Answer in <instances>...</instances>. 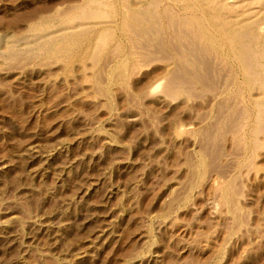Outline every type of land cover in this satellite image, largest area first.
Returning a JSON list of instances; mask_svg holds the SVG:
<instances>
[{"label": "rangeland", "instance_id": "1", "mask_svg": "<svg viewBox=\"0 0 264 264\" xmlns=\"http://www.w3.org/2000/svg\"><path fill=\"white\" fill-rule=\"evenodd\" d=\"M263 79L264 0H0V264H264Z\"/></svg>", "mask_w": 264, "mask_h": 264}, {"label": "bare ground", "instance_id": "2", "mask_svg": "<svg viewBox=\"0 0 264 264\" xmlns=\"http://www.w3.org/2000/svg\"><path fill=\"white\" fill-rule=\"evenodd\" d=\"M153 2L154 3H156V0H153ZM184 2V1H183ZM219 2V1H218ZM154 6V5H153ZM212 6H214V5H212ZM103 8V7H102ZM213 8H216V6L215 7H213ZM98 9V8H97ZM193 9V8H192ZM96 12V11H95ZM186 12V11H185ZM200 13V12H199ZM99 15V14H98ZM201 15H202V13H201ZM203 17V16H202ZM144 20H146V19H144ZM214 21V20H213ZM175 23V22H174ZM189 24L190 25H192V26H195V28L197 29V36L198 37H200V38H202V39H204V40H206L208 43L209 42H211L212 44H214L215 46H220L221 44H219L218 43V39L216 40L215 39V37H214V35L213 34H211L210 32H209V23L207 22V20H205V19H200V18H195V17H193V18H191L190 19V21H189ZM171 26H174L172 23H171V25H170V27ZM175 27H176V24H175ZM174 27V28H175ZM173 28V29H174ZM175 31V30H174ZM182 31V30H181ZM132 32V31H131ZM157 32H158V30H157ZM152 33V32H151ZM174 34H175V32H173ZM182 33H184V32H182ZM106 34V33H105ZM160 34V33H159ZM107 35V34H106ZM155 35V34H154ZM161 35V34H160ZM186 36H187V34H185ZM105 36V35H104ZM237 36L240 38V42H241V44L239 45V44H235L234 43V40H232V39H227L228 40V43L230 44V46L231 47H233L234 49H235V51H236V55H237V59H238V61H239V63L243 66V68L245 69V71H246V73L247 74H250V67H249V65H250V63H251V61H253L254 59H253V57L247 52V50H246V44H247V42H249V37L243 32V31H239L238 32V34H237ZM108 37V36H107ZM220 37V36H219ZM191 38V37H190ZM108 39V38H107ZM161 39V38H160ZM254 39V38H253ZM148 40H150V39H148ZM147 40V41H148ZM178 40V39H177ZM180 41V40H179ZM157 42V41H156ZM153 44V43H152ZM157 45V46H156ZM158 45H161V43L159 42V39H158V44L156 43L155 44V46H156V49H158V50H160L161 48H160V46H158ZM172 45V44H171ZM236 45H238V46H236ZM183 46V45H182ZM223 46V45H222ZM263 46V45H262ZM153 47H154V45H153ZM163 47V46H162ZM174 47H176V46H174ZM53 49H54V47H52ZM102 48V47H101ZM154 49H155V47H154ZM155 49V50H156ZM174 49V51H175V48H173ZM97 50V49H96ZM100 50V49H99ZM58 51V50H57ZM157 51V50H156ZM161 51V50H160ZM160 51H157V52H159L160 53ZM177 51H179V49L177 50ZM100 52V51H99ZM164 52V51H163ZM162 52V53H163ZM209 53H210V51H208ZM179 53V52H178ZM11 54H13V53H11ZM97 54V53H96ZM189 54H190V51H189ZM193 56V55H192ZM197 57V56H196ZM196 57H194V58H196ZM202 57V56H201ZM179 58V57H178ZM98 61V60H97ZM195 61H197L196 59H195ZM208 61V60H207ZM209 63V62H208ZM208 63H206V65H208ZM199 64H200V61H199ZM237 64V63H236ZM97 65V64H96ZM205 65V66H206ZM200 66V65H199ZM205 66H202V67H204V70H205ZM238 66V65H237ZM238 69V68H237ZM203 70V69H202ZM184 71H185V69H184ZM210 72V71H209ZM174 74V73H173ZM170 75V77H172L171 79L169 78V80H168V82L165 84L166 85V87H167V89L164 87V89H166L165 91H170V89L173 87H175V84H183V82H181L182 81V79H181V77L180 76H175L176 74H174V75ZM207 74V73H206ZM211 75V74H210ZM197 76H199V75H197ZM200 78V77H199ZM202 78V77H201ZM256 79V78H255ZM186 80V79H185ZM197 80V79H196ZM253 80V79H252ZM264 80V79H263ZM201 82H202V84L203 85H206V87H207V85L209 84V79H202L201 80ZM212 83V82H211ZM253 83V82H252ZM255 83V82H254ZM260 83H263V82H260ZM211 85V84H210ZM250 85V84H249ZM252 85V84H251ZM261 86V85H260ZM252 87H253V85H252ZM258 87V86H257ZM171 89V92L172 91H174L175 90V88L174 89ZM263 88V87H262ZM187 89V88H186ZM186 89H184V90H186ZM262 90V89H261ZM167 91V92H168ZM186 91H188V89L186 90ZM190 91V90H189ZM185 92V91H184ZM186 93V92H185ZM257 112V111H256ZM254 113V112H253ZM264 113H258L257 115H256V129H255V135L256 134H263V133H259L260 132V130H262L261 128H260V124H263V123H261V120H262V118H263V115ZM235 117V116H234ZM232 118V117H231ZM236 120V119H235ZM255 120V119H254ZM229 122V121H228ZM230 123V122H229ZM231 124V123H230ZM226 126H228V125H225V130H227V128H226ZM232 126V125H231ZM264 127V126H263ZM213 129V128H212ZM210 130V129H209ZM224 130V131H225ZM234 130V129H233ZM214 131V130H213ZM213 131H211V132H213ZM203 132V131H202ZM206 132V131H205ZM225 132H228V131H225ZM229 133V132H228ZM204 134V133H203ZM203 134H202V136H203ZM213 134V133H212ZM235 135V134H234ZM210 136V135H209ZM212 137V136H211ZM210 137V138H211ZM209 138V137H208ZM204 140V139H203ZM211 140V139H210ZM250 141V140H249ZM209 147L210 146H208V147H205V148H203V150H204V152H206L207 154L208 153H211L210 151H209ZM205 153V154H206ZM211 156V155H210ZM208 157H209V154H208ZM214 157V156H213ZM208 166V165H207ZM235 191V190H234ZM229 192H230V188H228L227 189V191L225 192V194H224V197H225V199L229 196ZM226 203V202H225Z\"/></svg>", "mask_w": 264, "mask_h": 264}]
</instances>
